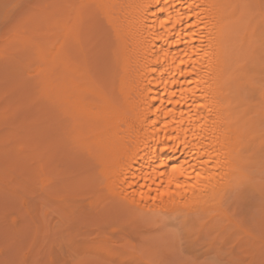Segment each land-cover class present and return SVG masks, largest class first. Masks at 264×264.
<instances>
[{"label": "bare ground", "instance_id": "obj_1", "mask_svg": "<svg viewBox=\"0 0 264 264\" xmlns=\"http://www.w3.org/2000/svg\"><path fill=\"white\" fill-rule=\"evenodd\" d=\"M25 19L51 42L23 85L3 57L0 94L26 86L22 106L41 121L32 139L73 163L58 191L40 187L54 206L51 223L40 214L52 248L115 245L130 230L82 226L83 214L144 233L172 226L211 249L232 237L238 199L264 207L262 0H47ZM14 40L25 58L43 54ZM18 145L0 154L42 185V153L20 156Z\"/></svg>", "mask_w": 264, "mask_h": 264}, {"label": "rangeland", "instance_id": "obj_2", "mask_svg": "<svg viewBox=\"0 0 264 264\" xmlns=\"http://www.w3.org/2000/svg\"><path fill=\"white\" fill-rule=\"evenodd\" d=\"M43 3L47 0H0V62L5 57L12 60V69L17 72L12 80L15 83L19 81L20 85L29 83L33 78L51 42L47 30L32 29L34 27H28L29 23L25 21L26 16ZM17 33L30 37L34 47L41 49L43 54L32 55L33 58L21 56L14 40ZM83 34L87 37V29ZM1 66L0 88L4 87L6 80V68L3 64ZM28 73L31 79L27 78ZM22 89L27 91L28 88L25 86ZM21 90L10 89L0 94V149L19 143L15 154L29 156L33 152L42 153L39 163L45 165V171L40 176L42 185L38 186L31 175L23 173L13 155L4 157L0 154V264H264V207L253 196L242 197L234 203V223L230 228L232 237L225 244H217L211 249L206 245L189 243L172 226L164 227L155 234L144 233L125 217L98 222L83 214L78 216L82 226L120 225L130 230L123 236L125 239L115 245L74 243L52 248L49 237H43L40 214L44 211L47 222L51 223L55 215L54 206L45 199L40 187L50 193L58 191L73 169V163L65 152L57 151L55 145H46L43 135L42 138L32 139L34 129H38V123L41 124L40 114L30 104V110L27 104L25 109V99V106H22L21 99L26 98V94ZM40 129L37 132L41 134ZM4 137H8L7 141ZM23 138L27 140L23 141ZM27 161L30 169L34 161ZM33 230L37 231L36 237Z\"/></svg>", "mask_w": 264, "mask_h": 264}]
</instances>
